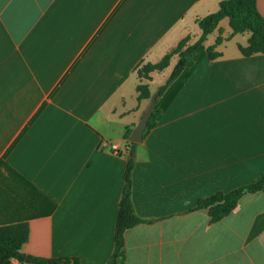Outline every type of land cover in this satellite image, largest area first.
Returning a JSON list of instances; mask_svg holds the SVG:
<instances>
[{
  "label": "crops",
  "instance_id": "0c3cea01",
  "mask_svg": "<svg viewBox=\"0 0 264 264\" xmlns=\"http://www.w3.org/2000/svg\"><path fill=\"white\" fill-rule=\"evenodd\" d=\"M223 1L0 0V227H27L21 253L106 264L128 155L108 143L127 144L156 98L164 110L132 172L133 207L148 223L125 231L122 264H264V192L212 224L195 209L264 172V55L243 56L249 35L228 24L225 37L223 19L204 43L217 32L220 56L205 55L161 98L177 56L150 80L135 70L196 42V20ZM140 84L149 99L138 100Z\"/></svg>",
  "mask_w": 264,
  "mask_h": 264
},
{
  "label": "trees",
  "instance_id": "16d2710c",
  "mask_svg": "<svg viewBox=\"0 0 264 264\" xmlns=\"http://www.w3.org/2000/svg\"><path fill=\"white\" fill-rule=\"evenodd\" d=\"M223 19L228 20L231 36L237 34L249 35L247 47L239 48L243 56L264 55V21L257 12L255 0L223 1L220 3L217 12L196 20V24L201 31V35L196 42L188 44L189 39L185 38L156 64L137 66L135 70L138 77L150 80V73L164 70L169 66L171 58L177 56V63L170 77L166 84L157 90L155 97L161 98L175 80H185L205 55L212 60L220 56L219 53L214 52V49L223 41L220 35L215 39L213 46L204 48V43ZM137 92L139 101L150 98V93L145 84L138 85ZM163 110V107L155 106L147 122L143 137L155 126ZM127 145L128 155L114 226L113 251L106 264H122L125 231L139 224L148 223V221L142 220L137 216L133 207L132 172L135 164L134 149L136 144L128 142ZM257 192H264V172L253 182L230 192H219L210 197L196 199L195 209L207 210L209 223H216L227 217L244 195ZM27 236L28 232L25 225L18 224L0 227V264H10L12 260L26 264H70L71 261L69 259H46L21 253L20 248L27 240ZM73 264H76L75 261H73Z\"/></svg>",
  "mask_w": 264,
  "mask_h": 264
},
{
  "label": "water",
  "instance_id": "95a60500",
  "mask_svg": "<svg viewBox=\"0 0 264 264\" xmlns=\"http://www.w3.org/2000/svg\"><path fill=\"white\" fill-rule=\"evenodd\" d=\"M156 104V98H152L146 111L142 115L139 123L132 130L128 141L133 144H140L143 141V134L147 127V122L150 119Z\"/></svg>",
  "mask_w": 264,
  "mask_h": 264
},
{
  "label": "rangeland",
  "instance_id": "374dc122",
  "mask_svg": "<svg viewBox=\"0 0 264 264\" xmlns=\"http://www.w3.org/2000/svg\"><path fill=\"white\" fill-rule=\"evenodd\" d=\"M223 25H225V33L224 36L227 37L229 34V28H228V21L224 20L223 21ZM217 32H215L212 36L209 37L208 41H207V45H211L214 44L215 38H216ZM242 36H237L236 38H232L230 39L228 42H226L223 47H227V48H234L237 46V44L241 43V38ZM246 37V36H245ZM162 81V77L161 76H157V78L155 79L154 83H152L150 85V88L152 91L156 90L157 86L160 84V82Z\"/></svg>",
  "mask_w": 264,
  "mask_h": 264
},
{
  "label": "built area",
  "instance_id": "2783aa9c",
  "mask_svg": "<svg viewBox=\"0 0 264 264\" xmlns=\"http://www.w3.org/2000/svg\"><path fill=\"white\" fill-rule=\"evenodd\" d=\"M108 148L110 152L115 155H126L128 152L127 144H124V146L121 148L119 143H108Z\"/></svg>",
  "mask_w": 264,
  "mask_h": 264
}]
</instances>
